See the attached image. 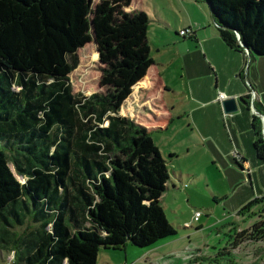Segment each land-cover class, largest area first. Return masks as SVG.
I'll return each instance as SVG.
<instances>
[{"label":"trees","instance_id":"16d2710c","mask_svg":"<svg viewBox=\"0 0 264 264\" xmlns=\"http://www.w3.org/2000/svg\"><path fill=\"white\" fill-rule=\"evenodd\" d=\"M202 1L227 45L264 55V0ZM129 2L100 0L94 10L92 0H0V249L14 253L12 264H97L102 247H148L176 233L159 203L166 160L147 127L118 113L153 64L146 14L125 12ZM90 13L107 55L102 91L87 96L72 91L69 74ZM251 126L264 165L258 115ZM253 207L264 213V195L239 213ZM241 237L264 240V218L236 231L233 245Z\"/></svg>","mask_w":264,"mask_h":264},{"label":"rangeland","instance_id":"374dc122","mask_svg":"<svg viewBox=\"0 0 264 264\" xmlns=\"http://www.w3.org/2000/svg\"><path fill=\"white\" fill-rule=\"evenodd\" d=\"M99 2L92 0L94 10ZM123 10L145 12L153 64L146 72L149 86H140L136 96L132 88L120 115L128 114L146 122L152 119L156 106L160 108L159 114L154 113L156 119L150 133L169 169L168 186L159 203L176 233L148 247L130 242L118 249L102 247L97 264H264V240L241 237L233 245L236 231L249 229L253 221L264 218V213L257 215L254 207L239 213L240 208L257 195L253 192L264 189L263 168L257 166L254 182L248 183L247 173L242 177L240 166L233 160L230 167L214 162V149L201 134L203 123H208L215 139L223 141L229 153L233 150L228 147L225 120L229 113L223 112L222 120L208 103L212 93L221 94L218 88H213L216 78L210 71L213 66L207 65L204 52L197 50L201 49L202 38L212 46L219 84L223 86L222 81L228 80L222 76L223 50L228 49L218 40L209 5L202 0H130ZM92 19L93 13L88 14L85 40L77 50L78 65L69 74L72 91L87 96L102 91L99 86L100 69L104 67L101 58L107 55L106 44L97 37ZM248 62L243 59V71ZM244 76L242 83L246 87L249 77L246 72ZM199 82L207 84L206 93L196 91ZM129 105L132 113L124 111ZM17 178L25 181L22 176L17 175ZM246 192L250 196L246 197ZM196 210L201 215L197 221H192ZM23 228L24 225L13 230L20 233ZM13 254L0 249V264H12Z\"/></svg>","mask_w":264,"mask_h":264},{"label":"crops","instance_id":"0c3cea01","mask_svg":"<svg viewBox=\"0 0 264 264\" xmlns=\"http://www.w3.org/2000/svg\"><path fill=\"white\" fill-rule=\"evenodd\" d=\"M218 37H219L218 40L221 41L222 44L228 49V50H223L224 58L222 59V67H223L222 76L224 79L228 78L227 81H222L223 86H220L219 84L220 83L219 73H218L219 71L214 61L216 59V56L214 55L212 46H208L205 42L206 39L202 38L201 41H199V43L201 42L200 43L201 49L198 48L197 50L199 52L200 50H202L204 52L203 57L204 59L207 60L206 64L213 66L214 70L210 68L211 73L213 74V76L215 75L216 77L215 86L213 88L214 89L218 88L220 90L219 92L224 95V98L231 96V97H235L237 100L236 101L237 109L233 113H229V114L226 113L228 115L225 117L228 126L227 127V132L229 137L228 147L229 149H233V150H231V153H229L227 147L224 148L223 141L220 140L219 142L218 140L215 139V133L212 132L208 123H203V129L201 131V134L203 137L208 139V141H210L209 143L211 147L214 149V154H215L214 162L217 161L220 162L221 164H225L226 166L230 167L232 160L234 161L233 152L234 151L238 152L243 157V159L240 161L241 166L239 165L242 171L240 175L243 177L242 174L247 173L246 174L247 182L251 184L252 182H254L253 176L259 167L263 168V179H264V165L263 162L258 159L256 152L253 148L254 135L251 126L252 116L254 114L259 116V114L255 113L254 111V109L257 110L256 107L254 106V102L258 105L259 109L261 110V112H259L258 110L257 111L262 115L264 120V55L254 53L252 57H249V55L246 53L245 50L232 48L222 40L219 34ZM193 58L196 60L197 56H194ZM243 59L244 62L245 60L249 61L245 71H243L244 69L242 70L241 68L243 64ZM192 61L194 62V60ZM244 72H246V76L249 77V81H250L249 82L246 79L247 80L246 87L242 83L245 80ZM144 78H146L147 82L143 84L142 87L145 88L149 86L148 84H150V81L146 75H144L140 80H143ZM205 86H207L206 83L199 82V84L196 86V91L202 92L203 94L206 93ZM248 94L251 96V98L250 99L247 98L246 99L247 103H246L245 100H243L241 97L247 96ZM252 94H254L253 100H252ZM127 98H125V100ZM222 100L223 99L219 97L218 93L217 94L212 93L211 99L208 100V103L213 105V109L216 111V114L218 112V116L221 118L223 117L222 115L224 112L221 105ZM152 101L153 104H155L156 98L154 96ZM155 109L156 110L153 111V113H151L153 116L152 119L146 122H143V120H136L134 118H131L128 114H124L123 116L129 117L130 119L136 121L137 123L143 124V126L151 130L152 122L153 120L156 119L154 113L155 112H157L158 114L160 113L159 111L160 108L158 106H156ZM120 112L121 111H119L118 113L120 114ZM262 117L259 116L261 121H262ZM262 124H264V122H262ZM212 142L215 143L214 146L212 145L213 144ZM254 193L255 195L257 194L256 195L257 197L263 196L264 189L259 192H257L256 190V192H253V195ZM248 196H250L249 192L247 193L246 197Z\"/></svg>","mask_w":264,"mask_h":264},{"label":"water","instance_id":"95a60500","mask_svg":"<svg viewBox=\"0 0 264 264\" xmlns=\"http://www.w3.org/2000/svg\"><path fill=\"white\" fill-rule=\"evenodd\" d=\"M238 38H239V36H238ZM243 47H244V50L247 52V54H249V50L245 46H243ZM236 101L237 100L235 97L230 96V97L224 98L221 101L223 111L225 113H233L237 109ZM254 111H255V113L259 114L260 117H262V115L257 110L254 109ZM262 122H264L263 117H262ZM262 127H264V124H262ZM261 134H262V138L264 140V128H263V131L261 132Z\"/></svg>","mask_w":264,"mask_h":264},{"label":"built area","instance_id":"2783aa9c","mask_svg":"<svg viewBox=\"0 0 264 264\" xmlns=\"http://www.w3.org/2000/svg\"><path fill=\"white\" fill-rule=\"evenodd\" d=\"M181 33H184V31H181ZM219 97L221 99H224V95L223 94H220ZM253 99H254V94H252V100ZM263 128L264 127H262V131H263ZM233 156H234V160H236L238 162H240L243 159V157L238 152H233ZM200 215H201V213L198 210H196L194 212V215H192V221H197L198 218L200 217ZM189 225H190L189 223H186V226H189Z\"/></svg>","mask_w":264,"mask_h":264}]
</instances>
